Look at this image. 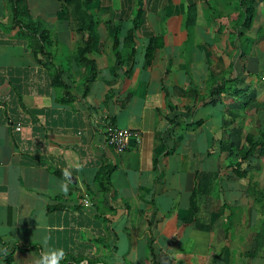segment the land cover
<instances>
[{
  "label": "crops",
  "instance_id": "1",
  "mask_svg": "<svg viewBox=\"0 0 264 264\" xmlns=\"http://www.w3.org/2000/svg\"><path fill=\"white\" fill-rule=\"evenodd\" d=\"M9 1L0 0V264L5 252L11 264H40L56 249L58 264H264V156L249 157L239 179L238 158L221 152L227 140L243 157L245 138L264 131V0H93L97 76L86 85L91 68L77 52L87 36L64 6L26 1L42 38L13 25ZM128 10L142 19L126 74L131 61L118 66L109 26L124 40ZM152 38L164 46L147 68ZM109 125L140 142L117 153Z\"/></svg>",
  "mask_w": 264,
  "mask_h": 264
},
{
  "label": "trees",
  "instance_id": "2",
  "mask_svg": "<svg viewBox=\"0 0 264 264\" xmlns=\"http://www.w3.org/2000/svg\"><path fill=\"white\" fill-rule=\"evenodd\" d=\"M26 1L27 0H10V10L12 13L13 18V25L14 26H22L30 35L38 34L42 38L43 36H48V32L39 20H35L32 18L30 13L28 12L26 8ZM59 3H61L64 7L63 10L66 12V14L69 16L71 20V26L72 29L79 33L84 34L87 36V39L84 41L82 47L79 48L77 52V61L79 64L84 65L86 67L91 68V75L90 78L85 81V85L93 82L97 76V69L93 61H91L87 55L90 54L92 51L95 50V47L97 46L98 42V34H97V22L95 21V18L93 15L89 13V9L93 3V0H56ZM131 10H128L129 14L131 15L132 19V28L128 31L127 37L124 40L120 39V28L114 27L113 25L109 26V33L113 41V50L115 51L116 57H117V64L120 66L121 63L130 62V67L125 72L126 74L130 73L132 70V61L135 59L136 55V49L137 45L135 43V34L139 31L140 23H141V11L137 12H130ZM242 16V15H241ZM243 22L244 26L248 27V24L252 21L253 17V8L251 5V2L249 3L248 7L245 9V12L243 13ZM121 22V20H120ZM242 22V23H243ZM40 37V38H41ZM43 40V39H42ZM132 46H131V45ZM131 47L132 50L130 51L129 55H123V52L120 53V48L122 47L123 50L125 48ZM164 46V43L161 38H152L146 48L144 49V61H145V67L150 68L153 65L154 59H155V52L159 49H162ZM37 52L43 53L45 48L44 46H36L35 47ZM122 50V51H123ZM59 76V75H58ZM59 87L61 82L57 84ZM60 88H65L60 87ZM85 89V88H84ZM88 87H86L87 91ZM175 93L180 92L182 96H189L192 93L185 92L184 90H174ZM227 125V124H225ZM222 142V148L221 152L227 153L228 157L232 160L233 157L238 158L236 162L231 163V169H232V175L234 177H237L239 179L247 177V169L243 168L245 163L248 161L249 157H254L257 151L258 157L264 156V131L260 132L258 138H255L253 136H247L245 138V144H246V152L243 157H239L236 151L234 150H228L227 144H230L233 148L232 143ZM109 172L106 171L105 173H100V175L97 177V181L100 182V185L104 191H106L108 188V177ZM196 207L194 204V196L191 200V207H190V216H194L196 214ZM5 257L7 258V263L11 264L13 254H7L5 252Z\"/></svg>",
  "mask_w": 264,
  "mask_h": 264
},
{
  "label": "built area",
  "instance_id": "3",
  "mask_svg": "<svg viewBox=\"0 0 264 264\" xmlns=\"http://www.w3.org/2000/svg\"><path fill=\"white\" fill-rule=\"evenodd\" d=\"M264 81V79H263ZM16 132L22 131V126L19 124L15 127ZM134 137L137 142H140L138 135L132 134L129 130L120 129L109 125L106 130V144L114 149L117 153L121 154L129 148L130 139Z\"/></svg>",
  "mask_w": 264,
  "mask_h": 264
},
{
  "label": "clouds",
  "instance_id": "4",
  "mask_svg": "<svg viewBox=\"0 0 264 264\" xmlns=\"http://www.w3.org/2000/svg\"><path fill=\"white\" fill-rule=\"evenodd\" d=\"M64 253L60 249L49 250L40 260V264H58Z\"/></svg>",
  "mask_w": 264,
  "mask_h": 264
}]
</instances>
